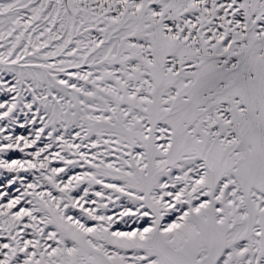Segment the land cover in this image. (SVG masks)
<instances>
[{"label": "snow or ice", "instance_id": "6c2138e0", "mask_svg": "<svg viewBox=\"0 0 264 264\" xmlns=\"http://www.w3.org/2000/svg\"><path fill=\"white\" fill-rule=\"evenodd\" d=\"M0 264H264V0H0Z\"/></svg>", "mask_w": 264, "mask_h": 264}]
</instances>
